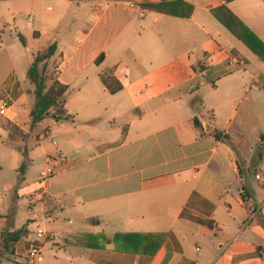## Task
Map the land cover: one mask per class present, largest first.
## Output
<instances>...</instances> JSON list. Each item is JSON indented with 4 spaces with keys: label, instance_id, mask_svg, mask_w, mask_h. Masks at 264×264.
<instances>
[{
    "label": "crops",
    "instance_id": "0c3cea01",
    "mask_svg": "<svg viewBox=\"0 0 264 264\" xmlns=\"http://www.w3.org/2000/svg\"><path fill=\"white\" fill-rule=\"evenodd\" d=\"M159 1H3L0 100L14 117H0V173L8 162L18 173L26 153L17 244L38 223L57 235L37 264H264V63L211 14L227 7L264 44V2L184 0V19L142 6ZM51 44L49 70L79 102L30 130L26 72ZM107 77L122 89L110 94ZM36 150L43 169L30 177Z\"/></svg>",
    "mask_w": 264,
    "mask_h": 264
},
{
    "label": "trees",
    "instance_id": "16d2710c",
    "mask_svg": "<svg viewBox=\"0 0 264 264\" xmlns=\"http://www.w3.org/2000/svg\"><path fill=\"white\" fill-rule=\"evenodd\" d=\"M264 2V0H262ZM144 8L167 14L178 18H189L193 8L184 0H161L157 3H143ZM212 16L238 41H240L260 62L264 63V44L255 36L239 19L225 7H219L211 11ZM17 38L23 46L25 41L21 35ZM56 44H51L43 51L32 55L31 64L26 72V79L33 87L34 103L29 112L28 125L32 130L46 120L58 123L68 118L65 116V98L68 88L60 84L49 70V62L56 53ZM204 68V67H203ZM203 70V69H202ZM105 89L110 94L119 92L121 85L113 78L102 79ZM197 127H200L197 124ZM202 129V128H201ZM221 133L215 132L214 137L220 140ZM227 140V136L224 137ZM23 162L18 169L19 176H22L27 166L26 153L23 152ZM26 231L23 227L16 232L2 234L1 242L9 253H14V246L25 237Z\"/></svg>",
    "mask_w": 264,
    "mask_h": 264
},
{
    "label": "rangeland",
    "instance_id": "374dc122",
    "mask_svg": "<svg viewBox=\"0 0 264 264\" xmlns=\"http://www.w3.org/2000/svg\"><path fill=\"white\" fill-rule=\"evenodd\" d=\"M3 1L4 0H0V15H1V12L4 8ZM1 35L2 34H0V36ZM41 48H43V45H41ZM18 70H19L18 71V74H19L18 77L22 78V80L24 81L25 73L21 72L22 68H18ZM52 73L55 77V70ZM56 73H57V71H56ZM25 88H28V86H26ZM78 102H79V98L77 96V93H71V95L68 96V98L66 99V109L74 110L75 105L78 104ZM33 103H34V98L31 99V106L33 105ZM3 148H4V143L0 142V155L4 151ZM29 158L31 160H34V164H33L32 168L30 169V173H29V176L31 177L32 175L37 174L40 170L43 169V166H42L43 162H42V156L38 150H36L35 153H33V154L31 153L29 155ZM8 163H7L8 167L6 168V166L4 165L5 167L3 168L2 172L0 173V188H1L0 195L7 198V201L6 200L0 201V217L2 220V224L4 223V221H3L4 215H5V221L7 224L6 228H2L0 230V242H1L2 234H5L7 232H16V231L20 230L21 229V226H20L21 219L23 218V220H24L28 216L27 210L25 208L21 207V203H20L21 200H16V197H18V196L15 193V191L17 190L16 188H18V186H19V181H18L19 180V177H18L19 173H16L13 170H11L12 164H10V162H8ZM31 195L32 194H30L29 197H32ZM27 204H28L27 206L29 209L30 206H32L34 203L29 201ZM16 213H17V215H19L18 217H16ZM30 222H32V221L30 220ZM47 222L48 221H46L45 223H47ZM38 225L41 226V224H39V223L36 224V226H38ZM48 225L49 224H46V227ZM42 226H44V228H45V224H43ZM32 229H34V230H30V231H35L36 227L33 226ZM31 238L33 239L34 236L32 235ZM27 247H28V243L24 245L22 242L21 244L15 245L14 253H9L6 251V249L4 248V246L1 243L0 244V264H26L24 261V252H25V249H27ZM48 256H49V254H47L45 252L41 254V257H43V258L48 257Z\"/></svg>",
    "mask_w": 264,
    "mask_h": 264
},
{
    "label": "built area",
    "instance_id": "2783aa9c",
    "mask_svg": "<svg viewBox=\"0 0 264 264\" xmlns=\"http://www.w3.org/2000/svg\"><path fill=\"white\" fill-rule=\"evenodd\" d=\"M132 6V4H130ZM225 68L226 70H232L234 67L238 65L237 61L234 58H227L225 60ZM59 67V66H58ZM0 117L5 120H12L13 109L11 107L9 99L0 100ZM53 145H55V139L53 138ZM65 160L64 156L60 153H57L50 159V165H47L45 169L40 173L39 182L42 184L43 187H46L49 181L55 175V167L62 163ZM256 180H260V176H255ZM46 221L51 220V216L49 214L43 215V218ZM33 222H38V217L34 215L32 217ZM41 224V223H39ZM36 226V230L33 233L34 238H28V247L25 249L24 252V261L26 264H37L41 260V254L43 252L44 246L48 243H52L57 239V235L47 231L44 226Z\"/></svg>",
    "mask_w": 264,
    "mask_h": 264
}]
</instances>
